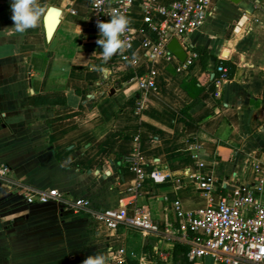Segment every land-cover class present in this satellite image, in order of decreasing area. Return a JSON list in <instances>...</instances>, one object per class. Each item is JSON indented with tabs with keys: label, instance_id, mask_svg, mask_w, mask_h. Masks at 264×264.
I'll return each instance as SVG.
<instances>
[{
	"label": "crops",
	"instance_id": "crops-1",
	"mask_svg": "<svg viewBox=\"0 0 264 264\" xmlns=\"http://www.w3.org/2000/svg\"><path fill=\"white\" fill-rule=\"evenodd\" d=\"M36 3L38 26L18 33L10 0H0V164L10 168L0 181V264H82L97 252L111 264L119 247L128 264L144 252L164 253L162 264H217L189 261L186 245L162 233L109 230L96 214L138 206L179 234L174 201L194 211L254 186V165L264 161V0H215L188 39L199 59L180 74L175 60L155 59L151 93L128 83L129 71L113 74V57L97 67L102 48L87 0ZM138 16L137 1L129 18ZM136 144L147 171L138 191L124 162ZM199 175L214 177L210 195L195 184ZM52 191L89 207L26 203L28 192Z\"/></svg>",
	"mask_w": 264,
	"mask_h": 264
},
{
	"label": "built area",
	"instance_id": "built-area-1",
	"mask_svg": "<svg viewBox=\"0 0 264 264\" xmlns=\"http://www.w3.org/2000/svg\"><path fill=\"white\" fill-rule=\"evenodd\" d=\"M91 23L97 27V21L107 22L116 13L129 18L138 1L139 16L130 20V31L126 30L123 38L130 45L123 52L113 56L114 73L130 72L128 83L134 82L144 93L157 91L156 70L152 64L155 59L167 63L175 60L176 73H184L199 59V54L189 42V36L197 31L210 14L215 0H87ZM242 20L237 21L234 32L240 31ZM176 39L183 48L186 57L178 61L168 50L167 44ZM141 56L146 57V70L139 74L142 66ZM216 72L223 81L228 76V69L222 63ZM217 86L219 83L217 82ZM138 106L135 114H140ZM138 136L134 137L137 143ZM125 164L135 174L134 189L140 190L147 179V171L141 162L137 144L125 158ZM255 184L252 188L235 187L217 202L209 198L206 206L194 211H183L179 201L172 203L174 213L183 222L179 234L170 230L168 225L161 228L150 212L142 207L128 208L123 205L102 210L96 214L109 229L117 230L123 226L140 233L142 237L164 234L168 239L182 243L187 247L189 261H196L210 256L217 264H264V161L254 165ZM10 168L0 164V181L7 179ZM198 189L210 195L215 179L212 175L196 176ZM61 201L76 208H87L89 202L83 199L65 200L60 193L52 191L40 194L28 192L26 203L45 204ZM111 264H128V255L124 247L112 250ZM166 255L161 252L142 253L134 264H162Z\"/></svg>",
	"mask_w": 264,
	"mask_h": 264
},
{
	"label": "clouds",
	"instance_id": "clouds-1",
	"mask_svg": "<svg viewBox=\"0 0 264 264\" xmlns=\"http://www.w3.org/2000/svg\"><path fill=\"white\" fill-rule=\"evenodd\" d=\"M12 11L11 19L14 22L13 29L18 33H24L28 29L36 28L41 20L42 7L36 3V0H10ZM99 29V38L96 43L102 48L100 55L102 63L97 67L103 71L104 65L112 57L123 52L130 45L123 38L126 30L130 31V20L122 13H116L110 17L107 22L97 21ZM82 264H108L105 253L97 252L89 255Z\"/></svg>",
	"mask_w": 264,
	"mask_h": 264
},
{
	"label": "water",
	"instance_id": "water-1",
	"mask_svg": "<svg viewBox=\"0 0 264 264\" xmlns=\"http://www.w3.org/2000/svg\"><path fill=\"white\" fill-rule=\"evenodd\" d=\"M230 2L237 4L240 2V0H229ZM49 31H48V36H49ZM167 50L180 62H183L185 60L186 54L181 47V45L178 43L176 39H172L168 44H167Z\"/></svg>",
	"mask_w": 264,
	"mask_h": 264
},
{
	"label": "trees",
	"instance_id": "trees-1",
	"mask_svg": "<svg viewBox=\"0 0 264 264\" xmlns=\"http://www.w3.org/2000/svg\"><path fill=\"white\" fill-rule=\"evenodd\" d=\"M197 52H198V50H197ZM206 55H204L203 57H201V60L204 62L205 60H206ZM229 75V74H228ZM200 91V90H199Z\"/></svg>",
	"mask_w": 264,
	"mask_h": 264
}]
</instances>
